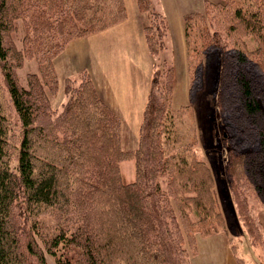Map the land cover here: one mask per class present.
Wrapping results in <instances>:
<instances>
[{
  "label": "trees",
  "instance_id": "trees-1",
  "mask_svg": "<svg viewBox=\"0 0 264 264\" xmlns=\"http://www.w3.org/2000/svg\"><path fill=\"white\" fill-rule=\"evenodd\" d=\"M136 1L149 20L144 36L156 69L138 147L126 151L121 146L122 120L99 96L87 70L80 73L78 85L66 79L69 99L58 115L46 92L58 83L53 60L72 41L123 22L125 0H0V88L17 118L18 133L12 137L0 108V264L26 263L15 229L17 207L30 208L34 218L45 212L55 217L44 248L56 264H191L198 253L194 234L220 233L223 219L210 167L196 157L194 132L180 140L176 128L190 105L172 107L174 68L166 60L156 61L166 45L168 22L151 0ZM206 7L204 14L184 16L189 61L197 63L199 54L212 49L223 56L218 99L221 109L236 114L231 119L240 138L228 149L227 175L249 231L259 226L262 239L249 198L264 207V111L259 100L264 0H218ZM214 11L211 21L208 16ZM213 24L223 26L224 40ZM20 32L19 47L14 35ZM247 37L257 44L253 51ZM33 58L39 73L27 74L23 85L16 70ZM190 69L193 92L200 67L195 75ZM244 144L254 148L244 150ZM130 155L135 157V180L126 182L121 164ZM35 247L26 245L29 254L47 264ZM233 255L237 264H249L237 252Z\"/></svg>",
  "mask_w": 264,
  "mask_h": 264
},
{
  "label": "rangeland",
  "instance_id": "rangeland-1",
  "mask_svg": "<svg viewBox=\"0 0 264 264\" xmlns=\"http://www.w3.org/2000/svg\"><path fill=\"white\" fill-rule=\"evenodd\" d=\"M160 1L161 0H151V3L156 11L161 12L166 17L169 28L165 38V48L157 55L156 61L163 62V60H166V66H172L174 68V86L171 92L172 107L179 108L190 105V109L187 113L184 111V114L179 119L180 123H177L176 126L177 130L180 132L179 139L184 140V134L190 130L194 132L197 140L195 148L196 157L205 161L210 167L214 179V192L217 208L223 219L222 228L225 229V231H223V229L220 228V233L208 237H204L198 232L194 234L195 240L197 241L198 253L191 258V264H223L221 258L223 256L222 252H224L225 249L222 248L225 243H227L230 248L228 252L230 251L232 255L233 251H235L249 264H264V228L260 221V219H264L260 218V214L264 211V207L259 201H257V199L250 196L249 203L253 207V210L250 212L253 216H257L258 222L260 221L261 225L262 239H258L257 235H259L260 232L259 226L257 227V225H255L256 229L253 227L254 233L249 231L243 216L239 212V207L233 198L230 180L227 175L228 149L231 144L240 141V138L237 135L238 132L235 125L236 120L233 122L231 119V117L235 118L236 114L231 115L228 114L226 110L221 109L220 101L218 99V93L222 81L223 56L219 50L212 49L199 54L197 59L198 62L191 64L189 58L192 56V50L189 49L188 53L185 32L184 35H182L183 29L181 27L179 10H186L190 13L200 12L204 14L207 12V3L216 2L218 0H177L176 2L171 0V3L175 5L172 10L166 9L163 4L160 6ZM165 13L168 14V16H166ZM214 13L215 11L208 16L211 21ZM141 14L144 15L143 17L146 16L144 13ZM217 19L218 18L215 19V22ZM147 23H149V20L146 16L145 24ZM213 26L220 32L221 37L224 40L223 26H218L217 24H213ZM21 35L22 32L14 35L19 47V39L21 38ZM88 40L81 41V43L78 40V42H72V47L67 53H65L66 55L64 52L67 47L53 60L58 83L56 89H53L52 91L46 87V92L50 99L51 108L55 112L54 115H58L62 111L65 103L69 99V94L66 92V86L68 85L66 79H75V84L78 85L80 82L79 75L82 70L86 69H82L78 72L76 69L81 65L84 66L86 63L96 65V62H98L97 59L99 57H95L96 52L93 47L94 42ZM245 40L249 50L253 51L257 44L252 38L247 37ZM82 50L83 54H81ZM150 54L152 59L151 67L149 66L150 59L145 60L144 58L142 60L140 59L142 62L140 64H137L136 62L131 64L128 62L129 64L126 66V72H120L119 68L121 66L119 64H105L109 67V70L112 69L110 74H108L112 76V80H114V87L111 91L107 86V92L101 91L100 93L94 83L99 96L103 100L104 97L102 95L105 97L107 95V97L111 99V103L121 100L118 98L120 94H122V97L124 98L121 102L124 112L121 114L123 120L121 146L126 151L135 150L138 147L140 139L139 133L143 111L148 100L147 98L154 69H156V67H154L155 55L151 52ZM84 55L87 57L84 58ZM193 56H195V54H193ZM58 60L60 63L61 60H66L71 66H68L69 68L64 67V70L58 66L57 69L56 62H58ZM190 65L194 75L197 66L200 67L199 72H197L198 75H196L195 78V89L193 92L190 91ZM123 67H125V64ZM93 69H95L94 76L96 79L97 76H102L96 68ZM29 73H39L38 62L35 58L26 59L24 65L16 70L18 79L23 85H26V77ZM101 73H104L103 70ZM2 84H4V82L2 62H0V85ZM5 93L6 92L0 88V108L4 110V114L8 117L9 124L12 126L11 135L13 137L18 134L16 127L17 118L15 117V113H13L11 105L10 107L8 106L7 95ZM259 96L264 111V85L260 88ZM43 123L46 125L49 123V120L45 118ZM234 136H237V138H235L236 140L234 139ZM251 148L254 147L248 144L242 146V149L244 150ZM134 160L135 157L130 155L129 160L123 161L121 164V170L126 182H132L135 180ZM14 162L15 157L13 156L12 164H14ZM174 205L178 209L177 203L175 204L174 202ZM30 210V208L29 211H26L17 207L14 214L15 229L19 230L18 237L22 243L21 249L26 255L25 264H41L36 255L29 254L27 251L26 245L29 242L33 244L36 243L38 249L35 247V250L39 252L42 251L46 257L47 264H56L55 258L47 254L44 248V241L51 237V234H49L50 229H52V225L56 223L55 217L47 214L48 212H45L34 218L32 214H30ZM183 231H186L185 228ZM184 245L189 249L190 255H192L193 252L189 247L190 243L186 235L184 236Z\"/></svg>",
  "mask_w": 264,
  "mask_h": 264
},
{
  "label": "crops",
  "instance_id": "crops-1",
  "mask_svg": "<svg viewBox=\"0 0 264 264\" xmlns=\"http://www.w3.org/2000/svg\"><path fill=\"white\" fill-rule=\"evenodd\" d=\"M172 1L176 2L177 0H172ZM161 4H163L164 7L169 10L170 9L172 10L173 7L175 6L171 3V0H161L160 6ZM125 6L127 10V18L123 22L105 31L95 33L88 37L77 39L78 41H80V43L81 41H86L88 39H89L88 41L91 40L92 42H94V44L93 43L91 44L94 45L93 47L96 52L95 57H99L97 59L98 62H96V65H90L87 63H86L87 65L86 64L84 66L81 65L78 69H76V71L78 72V71H81L82 69L88 70V72L90 73L92 77L93 82L95 83L100 93L101 91L107 92L106 91L107 86L110 91L114 87V82H113L114 80H112L113 77L108 75L110 74L112 69L109 70V67L106 66L105 64H114V65L119 64L121 66L119 68L120 72H126V66L129 63L131 64L135 62L137 64L142 63L140 59L142 60L143 58L145 60L150 59L149 60L150 67L152 64L151 54L145 42V36H144L146 16L143 17L144 15H142L139 12L136 0H125ZM179 11H180L179 16H180V21H181V27L183 29V34L182 33L180 34L184 35V32H185L184 31L185 30L184 29V16L190 12H187L186 10H182V11L179 10ZM166 16H168V14H166ZM77 40H74V41H77ZM72 42L67 46L64 54L67 53V51H69V49L72 47ZM81 54H83V50L81 51ZM86 57L87 56L84 55V58ZM129 59H132V60H129ZM66 60L64 61L61 60V63L58 60V62H56L57 69H58V66L62 68V70H64L63 69L64 67L65 68H67L68 66L70 67L71 64L67 62ZM124 64H125V67H123ZM92 67L96 68L102 76H97V79H96L94 76L95 69H93ZM102 70L104 73H101ZM102 96L104 97V100L110 105V107L115 111V113L119 115V117L122 120L121 114L124 113L122 109V105H121L122 104L121 102L124 99L122 97V94H120L118 97L121 100L114 101L115 103H111L112 101L109 97H107V95L106 97L104 95ZM260 218H264V211H262V214H260ZM260 221L262 223V227L264 228V219H260ZM222 249H224V252H222L223 256L221 258L222 263L223 264H236L234 255H232L230 251L228 252L230 248L228 247L227 243H225Z\"/></svg>",
  "mask_w": 264,
  "mask_h": 264
}]
</instances>
